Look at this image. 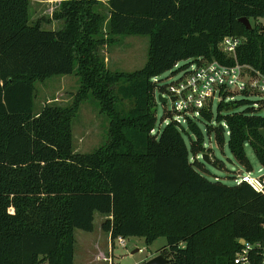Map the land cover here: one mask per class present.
Instances as JSON below:
<instances>
[{"label":"trees","instance_id":"1","mask_svg":"<svg viewBox=\"0 0 264 264\" xmlns=\"http://www.w3.org/2000/svg\"><path fill=\"white\" fill-rule=\"evenodd\" d=\"M97 3L65 1V27L48 30L30 23V0H0V264H74L75 231H93L96 212L109 216L102 228L113 244L165 237L158 252L170 264H239L241 240L254 246L252 264H262L264 194L244 181L227 185L204 175L197 158L204 138L191 119L193 162L181 123L155 131L156 95L166 91L155 79L186 60L264 74V0H109L113 35L150 37L146 66L129 73L109 70L100 54L108 40ZM241 18L258 23L248 29ZM225 36L243 39L236 57L222 51ZM76 69L77 100L36 115L35 80ZM89 93L110 119L108 140L80 154L72 123ZM262 109L263 96L254 103L227 90L218 104L229 148L248 171L246 144L264 168ZM212 118L213 111H201L200 119ZM208 133L224 146L225 130L209 126Z\"/></svg>","mask_w":264,"mask_h":264},{"label":"rangeland","instance_id":"2","mask_svg":"<svg viewBox=\"0 0 264 264\" xmlns=\"http://www.w3.org/2000/svg\"><path fill=\"white\" fill-rule=\"evenodd\" d=\"M67 0H30V23L39 24L42 28L48 30H60L65 27L66 19L60 17L62 12V4ZM97 14L103 18L102 36L108 40L107 45L101 47L100 54L105 60L109 70L115 72H134L143 69L149 59L150 37L146 35H113L111 32V12L109 0H98L94 7ZM264 23V20H261ZM258 22L251 20L252 26ZM190 63V64H189ZM188 64L185 69L183 65ZM192 64L191 60L182 61L173 70L166 71L155 79L160 86L169 87L173 84L185 79L187 70ZM35 100L34 112L39 115L45 106L69 107L76 100L81 89V79L78 69L73 74L68 75H52L47 78L35 80ZM235 94V99H246L254 103H259L262 96L245 95L237 88L229 89ZM160 93L157 92L158 96ZM167 98L166 95H163ZM221 97L217 96L212 109L207 107V110L213 111L212 120L192 118L194 115L185 116V119L179 118L180 115L173 110V101L162 104L157 101L156 116L157 123L155 131H161L170 120H179L182 125L184 139L190 151V160H195V155L191 152L192 140H196V134L191 131L190 121L197 123L203 134V144L205 154L210 155L211 163H205L202 159L203 153L197 156L200 162L205 164L207 171L204 175L211 180L222 181L227 185L235 184V177H241L250 173L251 176L259 177L264 174V168L257 159L253 148L246 144V153L251 161L253 169H248L242 166L233 156L229 148V128L225 121L217 120V110ZM209 101H207L208 104ZM208 106V105H207ZM241 107L239 110H243ZM264 115V109L260 111ZM170 119L163 121V117L171 115ZM191 119V120H189ZM110 119L107 114L101 111L99 101L92 95L84 98L80 103L77 114L73 119V151L75 153H91L106 144L108 140ZM223 125L225 128V144L220 146L215 138V133L209 134L208 127H219ZM240 179V178H239ZM102 215L97 213L95 217L94 231L88 232L82 229H76L75 237V258L76 264H86L88 256L94 259L92 264H142L155 256L161 254L159 249L167 244L165 237H160L152 244L146 242L145 237L133 236L125 239V245H122L119 239L113 242L102 229ZM94 240V242H92ZM98 245L101 250L106 253L108 261L97 260ZM113 249V250H112ZM111 258V260H109ZM46 264V263H43Z\"/></svg>","mask_w":264,"mask_h":264},{"label":"built area","instance_id":"3","mask_svg":"<svg viewBox=\"0 0 264 264\" xmlns=\"http://www.w3.org/2000/svg\"><path fill=\"white\" fill-rule=\"evenodd\" d=\"M242 41L243 39L239 37L225 36L221 42V49L227 56L236 57L237 49ZM232 88H237L243 92L249 91L264 97V74L250 66L238 63L229 66L218 61L201 60L200 62H192L185 79L167 87L162 95L167 96V103L173 101L172 111L175 110L180 115L179 118L185 119L183 115L190 117L191 112L194 115L192 118H195V116L200 118L202 110L207 109V107L212 109L217 96L222 98L223 90L229 91ZM156 99L158 101V96H156ZM207 101H209L208 104ZM175 121L181 123L179 120ZM240 181L249 183L256 191L264 194V174L259 177L251 176L250 173L241 177L238 175L235 182L239 183ZM119 241L122 245H125V239L119 238ZM244 246L235 262L252 264L250 252L254 249V246L246 241ZM257 246L263 248L264 257L263 244ZM262 264H264V259Z\"/></svg>","mask_w":264,"mask_h":264},{"label":"water","instance_id":"4","mask_svg":"<svg viewBox=\"0 0 264 264\" xmlns=\"http://www.w3.org/2000/svg\"><path fill=\"white\" fill-rule=\"evenodd\" d=\"M240 22H242L248 29H252V24L251 21L248 18H241ZM158 102L165 104L167 103V99L163 97L162 94L158 95ZM220 128L222 130H225L224 126L221 125ZM261 135L264 137V129L260 131ZM202 159L204 160L205 163H211L210 155L208 154H203ZM241 243L244 244L245 240H241ZM171 260L163 256L162 254H159L155 256L154 258L150 259L147 261V264H170Z\"/></svg>","mask_w":264,"mask_h":264},{"label":"crops","instance_id":"5","mask_svg":"<svg viewBox=\"0 0 264 264\" xmlns=\"http://www.w3.org/2000/svg\"><path fill=\"white\" fill-rule=\"evenodd\" d=\"M97 213H99V212H96V214ZM96 214H95V217H96ZM99 214H101V213H99ZM103 217H102V224H103V222L107 219V218H109V216L108 215H106V214H101ZM95 222V221H94ZM94 228H95V225H94ZM103 229V228H102ZM94 231V230H93ZM76 232V231H75ZM88 232H92V231H88ZM104 233L108 236V242H109V240H110V242L112 241L111 240V234L109 233V232H106V231H104ZM92 242H94V240H92ZM110 242H109V245H110V251H111V244H110ZM113 250V249H112ZM106 253L105 252H103L102 250H101V247L99 248V245H98V258H97V260H102V259H104L105 261H108V258H105L106 256ZM94 259H91L90 260V257L88 256V259H87V263L86 264H92L94 261H93ZM109 260H111V258H109ZM74 264H76L75 263V261H74Z\"/></svg>","mask_w":264,"mask_h":264}]
</instances>
